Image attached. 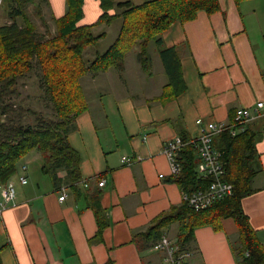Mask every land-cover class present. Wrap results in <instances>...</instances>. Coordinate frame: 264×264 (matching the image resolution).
<instances>
[{
  "label": "crops",
  "instance_id": "crops-1",
  "mask_svg": "<svg viewBox=\"0 0 264 264\" xmlns=\"http://www.w3.org/2000/svg\"><path fill=\"white\" fill-rule=\"evenodd\" d=\"M47 1L50 17L63 15L65 0ZM250 1L218 0L217 11L200 10L162 33V47H174L180 62L185 88L177 95L164 67L157 66L155 77L138 61L129 82L113 67L85 74L90 80L85 87L82 82L87 108L68 133L79 157L80 180L74 186L64 180L54 184L42 171L37 151L20 162L10 180L17 183L15 199L0 212L1 264H163V253L151 248L153 242L137 236L183 201L162 153L164 143L192 137L207 122H232L238 108L254 110L264 102V4ZM83 12L79 23H94L102 13L98 0H84ZM95 27L98 34L105 31V38L108 31L102 27L108 26ZM152 52L158 56L153 43ZM250 125L258 132L259 171L242 208L264 245V116ZM33 157H41L43 176L28 186ZM65 173L58 171V178ZM20 175L27 177L26 184H20ZM61 194L65 197L60 201ZM178 227L173 222L161 235L176 241ZM230 241L224 228L197 227L186 264H235Z\"/></svg>",
  "mask_w": 264,
  "mask_h": 264
},
{
  "label": "trees",
  "instance_id": "trees-1",
  "mask_svg": "<svg viewBox=\"0 0 264 264\" xmlns=\"http://www.w3.org/2000/svg\"><path fill=\"white\" fill-rule=\"evenodd\" d=\"M33 1L3 0L0 4L11 20L0 25V186L18 174L20 160L32 150L41 154V169L54 184L64 180L74 186L80 180L79 157L68 141V133L76 117L87 108L80 78L88 72L96 74L111 67L121 76L126 52L135 45L138 46L136 59L142 70L149 73L148 46L153 43L167 74L168 85L177 95L185 88L180 62L174 47H162V33L176 22L193 19L200 10L213 13L220 5L218 0H147L137 5L131 0H98L102 10L98 19L92 24H80L84 0H65L63 15L51 16L55 33L47 36L37 32L26 14V5ZM43 4L48 6V1L38 0L36 4L42 21ZM118 18H122V23L115 41L88 63L84 59V49L105 36L104 32L94 35L92 28L109 25ZM35 69L40 72L39 85L53 105L55 118L39 115L35 124L25 125L21 123V108L15 106L11 97L17 91L19 78ZM250 122L236 126L235 134L223 131L212 139L223 164V179L232 184V193L201 210H194L183 200L154 218L137 237L155 242L164 227L178 222L176 243L188 249L197 227L212 226L214 230H222L223 220L233 219L239 232L234 247L237 264H264V245L242 208V199L254 191L252 179L259 171L258 132L251 128ZM177 157L181 172L172 177V181L185 194L205 189L211 178L199 174L196 149L188 145ZM60 170L66 172L63 179L57 176ZM99 211L96 205L94 212L98 215ZM102 229V226L98 228L97 235Z\"/></svg>",
  "mask_w": 264,
  "mask_h": 264
},
{
  "label": "built area",
  "instance_id": "built-area-1",
  "mask_svg": "<svg viewBox=\"0 0 264 264\" xmlns=\"http://www.w3.org/2000/svg\"><path fill=\"white\" fill-rule=\"evenodd\" d=\"M3 0H0V4ZM264 116V102L256 103L255 109L238 108L235 111L232 122H207L200 128L199 132L192 137L176 136L166 141L162 147V153L168 160L170 167V175L175 178L181 172V164L178 161V153L184 147L193 146L199 156L197 170L199 174L210 177L211 180L208 186L203 190H198L191 194L183 193L185 200L194 210H201L211 205L215 200L228 196L232 193V184L223 179L224 168L220 160L219 153L213 147L212 139L215 135L228 131L235 134L238 130L236 126H243L253 119ZM201 120L196 122L199 124ZM127 161L126 157L122 158ZM22 170H26L23 165ZM20 184L27 183V177L20 175L18 177ZM104 181L98 183L102 186ZM86 186V183H84ZM1 196L5 203L12 202L16 196L15 184L9 181L2 186ZM65 194L59 196V200H63ZM4 205L0 202V212L4 209ZM151 248L155 251L163 253V264H186V261L191 256V251L182 248L176 241L170 239L167 235H161Z\"/></svg>",
  "mask_w": 264,
  "mask_h": 264
},
{
  "label": "rangeland",
  "instance_id": "rangeland-1",
  "mask_svg": "<svg viewBox=\"0 0 264 264\" xmlns=\"http://www.w3.org/2000/svg\"><path fill=\"white\" fill-rule=\"evenodd\" d=\"M144 1H147V0H133V2L135 4H140ZM250 2H253V3L258 4V5L264 4V0H251ZM37 3H38V0H34L33 2L28 3L25 7L26 14L29 16L31 21L35 24L37 32L43 33L47 36L53 35L55 33V24L53 22V19L50 17V13H49L50 10L48 9V7L45 4H43V6H42V8H43V21H42V19L37 14V9H38L36 6ZM10 22H11V20L7 16V13H6L3 5L2 6L0 5V25L10 23ZM18 22H21V20L18 19ZM121 23H122V18H118V19L114 20L111 24L106 25L108 27H106V28L102 27L104 30L108 31V34L106 35V37L101 38L98 41H96L95 43L87 46L86 50L83 52L84 59L88 63L94 59L96 53L104 52L115 41V38L118 34V30L121 26ZM99 31H100V29L96 28V27L92 29V32L94 35H97L99 33ZM103 32H105V31H103ZM150 44H152V43H150ZM150 44L148 46V51L150 50ZM135 52L136 53L138 52V46H136V45L133 46L131 49H129L125 55L124 64L127 67V69L125 68V70L121 71V76L124 77L125 80H128L127 82H129V78L130 79L134 78L133 76L135 75V72H136L134 70H135L138 63H137V59L135 57ZM150 56H151V64L153 62V68L151 69V71H153L154 76L157 77L156 76L157 75V68L163 67V64L161 63L159 55L156 56L152 52ZM157 58H158V61H157ZM155 62L157 63V65ZM39 78H40V72L37 69L25 74L23 77H20L18 80L17 91L11 97V98H13V102H14L15 106H18L19 108H21V117L20 118H21L22 124H25V125L35 124L36 117L39 115H41L42 117L50 118V119L55 118V110L53 108L52 103L50 102V100L48 99L46 94L44 93V90L40 87ZM84 78H86L85 75H83L82 78H80L81 79L80 80V86L82 89V93L84 96L85 103H87L85 95H84L83 87H85L84 83H86L90 80H89V77H87V79H84ZM82 82H83V87H82ZM105 97H108V96H106V95L103 96L102 101H104ZM86 106H87V104H86ZM89 110L91 111V109H89ZM91 112H93V111H91ZM33 152H36V151L32 150V151L28 152L25 156L22 157L20 162H24V160H26V158H28L29 156H32ZM37 159H38V157L36 159L33 157L32 160L30 161L31 162L29 165L30 166V172H29L30 179H29L28 186L35 183L38 177L40 178L43 176L40 169L38 170V163H39L38 161L41 160V157H40V160H37ZM44 176L47 177V175H44ZM43 178H45V177H43ZM14 179L16 180V178H14ZM16 184H15V187L17 186ZM1 190H2V186H0V202L4 206L12 204L13 201L10 202V204H7L4 202V199L1 196ZM222 225H223L224 231L227 233L229 239L231 240L230 243L232 242L233 247H235L237 245L236 239H237V236L239 233L235 222L233 221V219H225V220H223ZM216 231H222V230L220 228V229H217ZM236 232H237V234H236ZM234 260H235V264H237L236 252H234Z\"/></svg>",
  "mask_w": 264,
  "mask_h": 264
}]
</instances>
